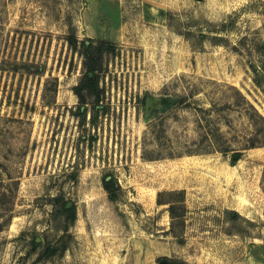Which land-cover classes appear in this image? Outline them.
<instances>
[{"label":"rangeland","instance_id":"1","mask_svg":"<svg viewBox=\"0 0 264 264\" xmlns=\"http://www.w3.org/2000/svg\"><path fill=\"white\" fill-rule=\"evenodd\" d=\"M0 264H264V0H0Z\"/></svg>","mask_w":264,"mask_h":264},{"label":"trees","instance_id":"2","mask_svg":"<svg viewBox=\"0 0 264 264\" xmlns=\"http://www.w3.org/2000/svg\"><path fill=\"white\" fill-rule=\"evenodd\" d=\"M98 53L102 54L100 48L98 49ZM90 74H92V77L90 76ZM86 77H87V79L84 82V84L77 88V91H78L77 95L82 97V98H83V93H82L83 90H89V91H91L92 94L99 93V91L97 90V85H98L97 81L94 79L97 77V75H96V64L93 61H91V63L89 64V69H88V73H87ZM106 183L109 184L110 182H107V180H106ZM174 209H175L174 204L171 203L170 212L172 215L174 214Z\"/></svg>","mask_w":264,"mask_h":264},{"label":"flooded vegetation","instance_id":"3","mask_svg":"<svg viewBox=\"0 0 264 264\" xmlns=\"http://www.w3.org/2000/svg\"><path fill=\"white\" fill-rule=\"evenodd\" d=\"M92 77V76H91ZM96 81H97V84H98V81H99V77H96V78H94ZM95 95L97 96V97H99L100 96V92L99 93H95ZM82 105H84L85 106V103H82ZM98 108V107H97ZM81 110L83 111L84 110V107L82 106L81 107ZM111 177H107V182H110L111 181Z\"/></svg>","mask_w":264,"mask_h":264},{"label":"water","instance_id":"4","mask_svg":"<svg viewBox=\"0 0 264 264\" xmlns=\"http://www.w3.org/2000/svg\"><path fill=\"white\" fill-rule=\"evenodd\" d=\"M90 76H92V74H90ZM235 160H237V157H234ZM166 262V260L163 261V263Z\"/></svg>","mask_w":264,"mask_h":264}]
</instances>
